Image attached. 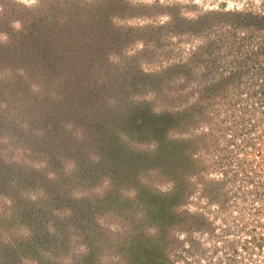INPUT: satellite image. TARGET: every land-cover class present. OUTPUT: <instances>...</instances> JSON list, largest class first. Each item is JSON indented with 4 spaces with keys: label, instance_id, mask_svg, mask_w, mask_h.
Listing matches in <instances>:
<instances>
[{
    "label": "rangeland",
    "instance_id": "obj_1",
    "mask_svg": "<svg viewBox=\"0 0 264 264\" xmlns=\"http://www.w3.org/2000/svg\"><path fill=\"white\" fill-rule=\"evenodd\" d=\"M0 264H264V0H0Z\"/></svg>",
    "mask_w": 264,
    "mask_h": 264
},
{
    "label": "clouds",
    "instance_id": "obj_2",
    "mask_svg": "<svg viewBox=\"0 0 264 264\" xmlns=\"http://www.w3.org/2000/svg\"><path fill=\"white\" fill-rule=\"evenodd\" d=\"M153 111H154V113H155V114H157V115L161 113V111H160V110H158V109H155V108L153 109Z\"/></svg>",
    "mask_w": 264,
    "mask_h": 264
}]
</instances>
